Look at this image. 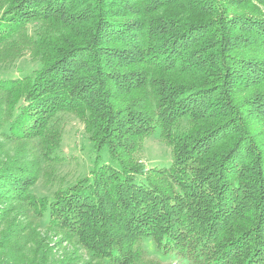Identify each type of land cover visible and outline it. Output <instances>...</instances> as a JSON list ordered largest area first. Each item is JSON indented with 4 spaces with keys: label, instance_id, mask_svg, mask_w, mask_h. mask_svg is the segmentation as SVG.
<instances>
[{
    "label": "trees",
    "instance_id": "16d2710c",
    "mask_svg": "<svg viewBox=\"0 0 264 264\" xmlns=\"http://www.w3.org/2000/svg\"><path fill=\"white\" fill-rule=\"evenodd\" d=\"M27 51L42 68L0 80V137L32 161L0 168V197L29 225L100 264H264V0H0V63ZM64 114L95 156L68 186ZM158 131L172 165L148 169Z\"/></svg>",
    "mask_w": 264,
    "mask_h": 264
},
{
    "label": "rangeland",
    "instance_id": "374dc122",
    "mask_svg": "<svg viewBox=\"0 0 264 264\" xmlns=\"http://www.w3.org/2000/svg\"><path fill=\"white\" fill-rule=\"evenodd\" d=\"M36 28V25L30 26L31 36L35 35ZM41 68L40 61L33 59L31 52L27 51L24 56L13 62L0 63V80L30 76ZM61 118L64 127L61 154L66 161L57 171L59 180H64L62 185L68 186L91 175L95 156L85 125L80 119L72 114H64ZM24 145H16L0 137V168L16 157L24 159L15 162L28 165V161H32L31 146L29 143ZM24 147H28L26 152ZM109 162L112 163L105 152L102 163ZM141 162L148 169L168 168L172 165L171 149L163 142L159 131L145 140ZM33 179L35 186L32 191L38 196L51 197L60 187L59 180L58 183L52 184L47 183L43 176ZM0 211L6 212V216L0 221V264H100L92 261L85 250H76L63 234L49 230L46 220L41 221L39 226L29 225L25 212L17 209L11 197H0ZM145 247L156 260L162 258L156 251L155 244L147 243ZM162 262L161 264H182L181 261L168 257Z\"/></svg>",
    "mask_w": 264,
    "mask_h": 264
}]
</instances>
